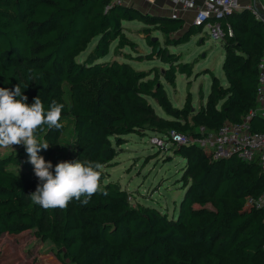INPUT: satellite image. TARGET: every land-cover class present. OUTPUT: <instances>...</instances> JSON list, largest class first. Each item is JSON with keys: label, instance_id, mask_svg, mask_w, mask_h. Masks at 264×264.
Listing matches in <instances>:
<instances>
[{"label": "trees", "instance_id": "obj_1", "mask_svg": "<svg viewBox=\"0 0 264 264\" xmlns=\"http://www.w3.org/2000/svg\"><path fill=\"white\" fill-rule=\"evenodd\" d=\"M130 21L144 25L151 50L136 55L139 61L158 59L171 65L175 54L167 47L184 44L197 33V27H185L183 19L143 13L116 0H0V87L14 89L19 84L29 106L37 96L46 110L53 100L64 105L62 127L44 126L38 132V138L49 143L38 155L49 158L71 119L73 138L65 161L102 165L100 190L88 204L73 199L64 216L53 219L21 208L19 191L0 183V237L29 231L43 235L40 225V230L57 235L54 258L72 264H195L187 259L191 248L219 264H264V211L247 204L248 197L264 192V172L256 164L236 157L212 160L202 148L178 146L175 156L185 160L184 178L189 182L176 218L150 206H132L126 191L106 182L104 169L117 155L122 137L152 131L164 122L146 100L152 98L165 108L160 77L117 59H132L123 52L126 48L137 51L125 34L123 23ZM225 22L233 31L222 40L228 55L222 63L226 84L211 85L201 115V124L213 132L224 122H241L256 108L258 64L264 54V22L252 10L234 13ZM151 31L162 36V46L149 36ZM93 38L97 42L88 57L75 61L74 54ZM114 42L115 58L102 61ZM173 69L164 70L166 82L173 83ZM63 84L70 89L69 104L61 95ZM249 124L252 131L264 128L255 114ZM28 161L24 146L0 153V177L36 190L35 180L30 182L34 166ZM19 162L20 172L9 168ZM215 175L218 181L211 190ZM196 198L209 200L212 208ZM192 201L202 206L193 207Z\"/></svg>", "mask_w": 264, "mask_h": 264}, {"label": "rangeland", "instance_id": "obj_2", "mask_svg": "<svg viewBox=\"0 0 264 264\" xmlns=\"http://www.w3.org/2000/svg\"><path fill=\"white\" fill-rule=\"evenodd\" d=\"M123 25L128 26L125 34L136 43L138 52L126 48L123 52L129 54L132 59H124V57H117V59L128 62L137 70L152 71V75H158L167 98L164 102L165 108H162L152 98L146 99L154 113L164 122L157 123L152 131L131 133L122 137V143L117 147V155L104 169L107 174L106 182L116 183L126 191L132 206H150L161 213H166L169 217L176 218L179 204L185 196L189 181L184 178L185 160L175 156L177 145L171 142L170 134L176 132L193 138L190 132L195 134L201 131L213 132L201 124V115L206 111L211 85L213 83L223 86L226 84L222 63L228 55L222 40H213L206 28L197 26V33L193 34L188 42L167 47V51L175 54L171 65L158 59L139 61L135 59L136 55L145 56L151 51L143 34L145 27L138 21L124 22ZM188 25H192L190 20H187L185 27ZM149 36L160 40L162 46V36L159 33L151 31ZM96 42V38L88 41L83 49L74 54V60L81 62L87 58ZM115 46L116 42L111 44L109 54L102 61H112L115 58L113 54ZM169 68H174L169 73V76L173 78V83L166 82L162 77L164 70ZM61 89L64 101L69 104V87L63 84ZM174 124H178L180 128L177 129ZM72 138L73 126L71 119H68L66 129L58 134V142L53 146L46 160L52 163L53 173L55 165L67 159ZM155 139L157 141H154ZM22 146L2 147L0 153L17 151ZM20 165L19 162L9 168L20 172ZM34 180L36 184L40 183L35 176L30 182ZM217 181L218 176L215 175L209 185L211 190H214ZM0 183L18 190L17 204L25 210L32 211L37 217L44 219H53L56 215L63 217L67 207L71 204L70 202L63 209H44L31 201L29 194L35 189H25V185L6 177H0ZM196 199H200L203 206L212 208L209 200ZM191 204L193 207L202 206L198 201H192ZM38 228L43 235L34 236L29 231L17 235L5 234L0 237V264H72L69 261L58 262L54 258L53 254L59 246L57 235H50L47 229L40 230V225ZM186 252L187 259L193 260L195 264H219L218 261L194 248Z\"/></svg>", "mask_w": 264, "mask_h": 264}, {"label": "clouds", "instance_id": "obj_3", "mask_svg": "<svg viewBox=\"0 0 264 264\" xmlns=\"http://www.w3.org/2000/svg\"><path fill=\"white\" fill-rule=\"evenodd\" d=\"M27 99L19 84L14 89L0 87V147H25L28 162L34 166V174L40 181L36 190L29 194L31 201L44 209L66 208L73 199L88 204L100 190L102 165L87 160L62 161L55 165L53 173L52 163L38 155L41 149L49 147L48 142L38 138V132L44 126L48 129L62 127L64 105L53 100L46 110L39 96L30 106Z\"/></svg>", "mask_w": 264, "mask_h": 264}, {"label": "built area", "instance_id": "obj_4", "mask_svg": "<svg viewBox=\"0 0 264 264\" xmlns=\"http://www.w3.org/2000/svg\"><path fill=\"white\" fill-rule=\"evenodd\" d=\"M171 2L182 11L193 12L192 25L206 28L213 40L221 41L225 37H232L230 24L223 21L238 11V0H171ZM252 12L255 14L253 10ZM253 114L259 116L264 124V54L258 64L256 108L253 112L239 123L224 122L215 132L201 131L197 137L193 136L194 139L171 132V142L177 147L198 146L207 151L212 160L236 157L242 162L256 164L261 172H264V128L260 131L251 130L249 117ZM247 204L264 211V192L256 197H248Z\"/></svg>", "mask_w": 264, "mask_h": 264}, {"label": "crops", "instance_id": "obj_5", "mask_svg": "<svg viewBox=\"0 0 264 264\" xmlns=\"http://www.w3.org/2000/svg\"><path fill=\"white\" fill-rule=\"evenodd\" d=\"M122 4L133 7L140 12L149 13L162 17H178L183 19L185 26L187 20L190 23L193 20L194 13L189 11H182L179 6H175L171 0H120ZM239 9L238 13L243 10H253L254 6H257L259 10L264 13V0H238ZM236 12V13H237ZM190 17V18H189ZM189 26V25H188ZM125 28L128 26H124Z\"/></svg>", "mask_w": 264, "mask_h": 264}, {"label": "water", "instance_id": "obj_6", "mask_svg": "<svg viewBox=\"0 0 264 264\" xmlns=\"http://www.w3.org/2000/svg\"><path fill=\"white\" fill-rule=\"evenodd\" d=\"M254 12L256 15V18L259 19L260 21L264 22V13H262L257 6H254ZM155 39V38H153Z\"/></svg>", "mask_w": 264, "mask_h": 264}]
</instances>
